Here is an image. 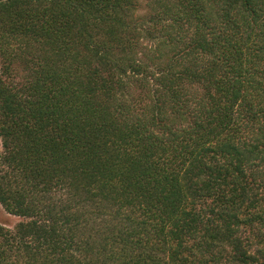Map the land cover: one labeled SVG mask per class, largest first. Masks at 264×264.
<instances>
[{
	"label": "trees",
	"instance_id": "trees-1",
	"mask_svg": "<svg viewBox=\"0 0 264 264\" xmlns=\"http://www.w3.org/2000/svg\"><path fill=\"white\" fill-rule=\"evenodd\" d=\"M0 264H264V0H0Z\"/></svg>",
	"mask_w": 264,
	"mask_h": 264
},
{
	"label": "rangeland",
	"instance_id": "rangeland-1",
	"mask_svg": "<svg viewBox=\"0 0 264 264\" xmlns=\"http://www.w3.org/2000/svg\"><path fill=\"white\" fill-rule=\"evenodd\" d=\"M21 221H22L21 218L8 214L4 210L2 205L0 204V224L1 225L7 228H10V229H14L16 225L20 223Z\"/></svg>",
	"mask_w": 264,
	"mask_h": 264
}]
</instances>
